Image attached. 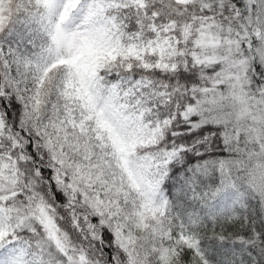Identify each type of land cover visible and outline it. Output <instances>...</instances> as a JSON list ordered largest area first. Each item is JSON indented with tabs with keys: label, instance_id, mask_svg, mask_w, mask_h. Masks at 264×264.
Listing matches in <instances>:
<instances>
[{
	"label": "snow or ice",
	"instance_id": "6c2138e0",
	"mask_svg": "<svg viewBox=\"0 0 264 264\" xmlns=\"http://www.w3.org/2000/svg\"><path fill=\"white\" fill-rule=\"evenodd\" d=\"M0 264H264V0H0Z\"/></svg>",
	"mask_w": 264,
	"mask_h": 264
}]
</instances>
